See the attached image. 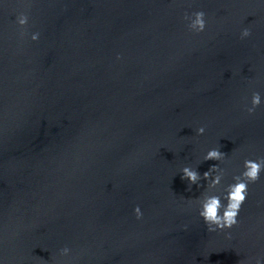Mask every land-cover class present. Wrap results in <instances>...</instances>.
<instances>
[{
    "label": "water",
    "instance_id": "obj_1",
    "mask_svg": "<svg viewBox=\"0 0 264 264\" xmlns=\"http://www.w3.org/2000/svg\"><path fill=\"white\" fill-rule=\"evenodd\" d=\"M260 157L264 0H0V264H264V170L212 232L182 179Z\"/></svg>",
    "mask_w": 264,
    "mask_h": 264
},
{
    "label": "clouds",
    "instance_id": "obj_2",
    "mask_svg": "<svg viewBox=\"0 0 264 264\" xmlns=\"http://www.w3.org/2000/svg\"><path fill=\"white\" fill-rule=\"evenodd\" d=\"M205 13L203 11H197L192 14V17L185 15V19H190L191 22L188 25L190 29L197 32L203 31L205 28ZM194 17V18H193ZM16 21L20 26H25L28 22V15L25 12H20L16 17ZM24 33L22 32L21 35ZM250 29L244 28L241 32L242 37L249 36ZM33 40L39 38V33H33ZM261 104V95L259 92H253L251 97V107L247 109L249 113L255 111L256 107ZM198 134H203L205 128L203 126L199 127L197 130ZM226 154L220 151V148H212L207 151L206 155L203 157V161L216 160L222 161L225 159ZM264 170V157L244 160V170L233 176V182L228 183L223 188V192L214 191L221 186V181L225 176V170L220 168L218 164H213L208 171L203 173L201 177L200 173L192 168L191 166H184L182 168V179H187L189 181V188L192 184H197L199 187V181L203 178L209 181L207 184V191L203 194L202 198L199 199L200 210L199 215L203 218L205 224L207 225V230L209 232L216 231V229H226L231 228L233 225L237 224V216L239 214L240 208L247 198L249 191V184L255 183L260 179V173ZM216 173L215 176L212 173ZM222 200L227 201L223 203ZM221 209H223L221 214ZM137 218L142 216L140 207L137 205L134 209ZM70 249L65 246L60 249L61 255H67ZM241 264L243 262L241 261ZM256 264H260V260L257 259Z\"/></svg>",
    "mask_w": 264,
    "mask_h": 264
}]
</instances>
